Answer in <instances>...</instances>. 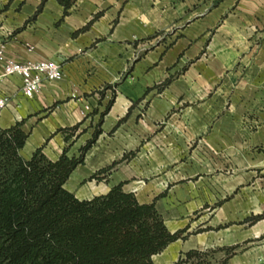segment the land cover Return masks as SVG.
I'll return each mask as SVG.
<instances>
[{
  "label": "crops",
  "instance_id": "0c3cea01",
  "mask_svg": "<svg viewBox=\"0 0 264 264\" xmlns=\"http://www.w3.org/2000/svg\"><path fill=\"white\" fill-rule=\"evenodd\" d=\"M41 3L0 0V46L6 58L52 60L63 68L62 79L47 83L34 97L23 94L18 77L0 84V95L9 96L0 125L24 120L25 158L28 145L31 156L43 143H64L61 132L52 135L87 124L85 109H105L113 97L104 130L146 103L154 115L198 99L209 106L226 104L228 97L237 114L224 117L211 134L223 140L231 169L218 174L215 165L211 173L224 182L232 200L263 212L264 151L254 147H264V112L250 131L253 121L244 111L264 106V0H77L67 12L57 0H47L42 9ZM45 148L52 160L63 153L52 157L54 148ZM160 200L157 208L171 232L185 227L172 226Z\"/></svg>",
  "mask_w": 264,
  "mask_h": 264
},
{
  "label": "rangeland",
  "instance_id": "374dc122",
  "mask_svg": "<svg viewBox=\"0 0 264 264\" xmlns=\"http://www.w3.org/2000/svg\"><path fill=\"white\" fill-rule=\"evenodd\" d=\"M153 43L155 41L151 40V48ZM162 86L156 85L155 89L161 90ZM226 99V104L216 101L210 106L198 99L178 104L164 114L152 115L147 103L144 108L133 110L130 116L122 118L116 130L113 129L121 119L106 130L102 128L103 133L86 153L84 163L77 169V177L74 175L68 181L67 189L80 199H91L125 182V190H133L141 201L167 197L160 200V210L173 221L172 226L185 224L181 229L189 228L184 234L186 239L177 240L153 256L155 264H172L192 249L210 250L207 260L216 264L226 257L224 247L236 245L239 247L231 264H264V219L255 224L247 221L253 215L263 214L264 210L256 214L253 212L259 209L256 206H243L237 199L232 200L223 187L224 182L213 178L215 174L211 173L215 165L219 168L218 174L231 169L223 140L211 134L214 126H223L217 124H221L224 117L237 114V110L227 104L229 98ZM104 110L85 109L88 123L83 122L77 133L86 132L73 144L54 141L48 146L42 145H46L48 152L52 151L51 146L54 148V154L50 153L52 157L65 147H69V156H80V148L92 137L100 112ZM261 112L264 106L244 111V117L253 121L248 122L250 131L257 129ZM60 134L64 139V133ZM27 147L24 151L29 159L31 147ZM254 149L264 151L259 145ZM113 162L117 164L109 173L93 177ZM163 193L165 196L159 197Z\"/></svg>",
  "mask_w": 264,
  "mask_h": 264
},
{
  "label": "trees",
  "instance_id": "16d2710c",
  "mask_svg": "<svg viewBox=\"0 0 264 264\" xmlns=\"http://www.w3.org/2000/svg\"><path fill=\"white\" fill-rule=\"evenodd\" d=\"M41 1L40 9L47 0ZM57 1L67 12L77 0ZM113 104L114 97L100 112L95 131L78 157L69 156V147H65L52 160L44 144L25 158L21 152L29 133L22 128L24 120L6 128L0 125V264H155L154 255L187 238L184 234L189 227L176 232L168 228L157 208L158 198L143 202L135 192L125 190V182L91 199H80L67 189L71 174L103 133L104 118ZM82 123L58 130L66 143L73 144L86 132L77 133ZM116 164L93 177L109 173ZM262 219L264 213L247 221L255 224ZM237 247H224L226 257L216 264H231ZM210 252L192 249L172 264H212L207 260Z\"/></svg>",
  "mask_w": 264,
  "mask_h": 264
},
{
  "label": "built area",
  "instance_id": "2783aa9c",
  "mask_svg": "<svg viewBox=\"0 0 264 264\" xmlns=\"http://www.w3.org/2000/svg\"><path fill=\"white\" fill-rule=\"evenodd\" d=\"M0 84L18 77L21 79V90L27 97H34L50 82L59 81L63 77L62 65L52 60H38L34 62H16L6 58L4 49L0 46ZM9 104V96L0 95V110Z\"/></svg>",
  "mask_w": 264,
  "mask_h": 264
},
{
  "label": "bare ground",
  "instance_id": "6f19581e",
  "mask_svg": "<svg viewBox=\"0 0 264 264\" xmlns=\"http://www.w3.org/2000/svg\"><path fill=\"white\" fill-rule=\"evenodd\" d=\"M155 257V256H154ZM158 258V257H157ZM155 260H156V258H155Z\"/></svg>",
  "mask_w": 264,
  "mask_h": 264
}]
</instances>
